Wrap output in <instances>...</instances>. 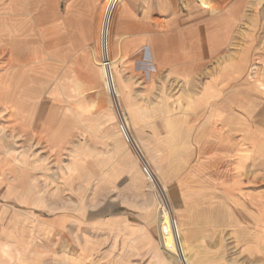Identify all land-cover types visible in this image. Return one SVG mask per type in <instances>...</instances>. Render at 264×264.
<instances>
[{"label": "rangeland", "instance_id": "1", "mask_svg": "<svg viewBox=\"0 0 264 264\" xmlns=\"http://www.w3.org/2000/svg\"><path fill=\"white\" fill-rule=\"evenodd\" d=\"M121 2L81 87L0 0V264H264V0L150 59L112 46Z\"/></svg>", "mask_w": 264, "mask_h": 264}, {"label": "crops", "instance_id": "2", "mask_svg": "<svg viewBox=\"0 0 264 264\" xmlns=\"http://www.w3.org/2000/svg\"><path fill=\"white\" fill-rule=\"evenodd\" d=\"M239 1L241 0H214L211 7L226 11L208 16V9L211 8L206 2L199 5L195 0H122L110 30L112 46H117L120 53L129 58H134L136 53L144 49V58L150 59L152 55H169L164 48L168 49V45L164 43L177 40V36H229L227 27L234 25L240 16L231 10L238 7ZM103 2L104 0H16L15 7L17 13L19 10L30 11L25 33L26 36L40 37L42 52L39 56L46 59V56L53 55V60L74 74V82H79L81 87H88L93 82L90 76L93 74L94 60L99 49V34L103 29L102 27L99 33L100 25H105L106 17H109L108 13L115 4V0L108 1L101 20ZM180 2H183L184 9L180 7ZM196 9L199 11L193 12ZM228 16L230 21L233 19L232 23L227 22ZM228 29L231 30V27ZM13 30L16 31L11 36H24L20 34L19 24L8 31ZM54 36H57L58 48L48 54L46 43L54 40ZM103 52L108 57V49ZM175 55L178 56L177 48ZM105 64L101 65V73L104 86L109 92L108 88L112 85L109 86L108 78L111 81L112 78L110 71L106 77ZM123 137L126 139L124 132ZM127 139L131 141L130 138ZM175 224L178 228L176 220Z\"/></svg>", "mask_w": 264, "mask_h": 264}, {"label": "bare ground", "instance_id": "3", "mask_svg": "<svg viewBox=\"0 0 264 264\" xmlns=\"http://www.w3.org/2000/svg\"><path fill=\"white\" fill-rule=\"evenodd\" d=\"M108 82H109V86H111V81H110V78H108ZM110 94L113 96V97H115V95H116V92L114 91V89H113V87H110ZM117 100V99H116ZM114 105V104H113ZM117 108H119V107H117ZM116 109V108H115ZM134 147V146H133ZM139 154V153H138ZM139 156H140V154H139ZM163 219V218H162ZM161 222H162V220H160V224H161ZM160 226V225H159Z\"/></svg>", "mask_w": 264, "mask_h": 264}, {"label": "built area", "instance_id": "4", "mask_svg": "<svg viewBox=\"0 0 264 264\" xmlns=\"http://www.w3.org/2000/svg\"><path fill=\"white\" fill-rule=\"evenodd\" d=\"M121 129L123 130V132H124V134H125V129L123 128V126H121ZM144 169H145V171L147 172V170H146L147 168L145 167ZM147 173H148V172H147Z\"/></svg>", "mask_w": 264, "mask_h": 264}]
</instances>
